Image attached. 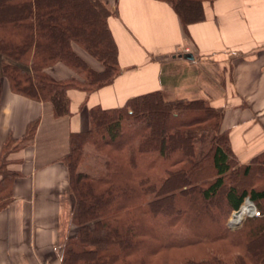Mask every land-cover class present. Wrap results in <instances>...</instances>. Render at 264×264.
I'll return each mask as SVG.
<instances>
[{
	"label": "trees",
	"instance_id": "16d2710c",
	"mask_svg": "<svg viewBox=\"0 0 264 264\" xmlns=\"http://www.w3.org/2000/svg\"><path fill=\"white\" fill-rule=\"evenodd\" d=\"M158 1L188 33L216 0ZM115 13L106 0H0V113L6 86L52 103L60 117L72 114L70 90L88 95L111 84L122 72ZM56 66L72 76L57 78ZM225 114L210 99L169 101L159 89L122 107H92L64 158L78 231L62 264H264V150L243 162ZM39 122L0 148V210L22 175L12 154L33 144ZM88 144L107 157L95 175L79 170ZM247 197L260 214L230 228Z\"/></svg>",
	"mask_w": 264,
	"mask_h": 264
},
{
	"label": "crops",
	"instance_id": "0c3cea01",
	"mask_svg": "<svg viewBox=\"0 0 264 264\" xmlns=\"http://www.w3.org/2000/svg\"><path fill=\"white\" fill-rule=\"evenodd\" d=\"M108 1L116 11L109 23L124 73L88 95L70 90L72 114L60 117L50 102L15 94L8 86L4 90L0 148L10 134L21 138L29 122H40L23 156L12 154L22 159L19 167L12 165L22 175L15 179L13 200L0 210V264H62L66 240L78 231L63 159L70 151L71 133L89 128L92 107L118 108L135 96L163 91L159 75L164 66L194 67L195 74L177 86L178 99L193 100L186 94L194 83L203 96L198 100L210 99L222 107L224 126L243 162L264 150V0L206 2V19L190 24L188 33L165 2ZM187 53L195 58H185ZM215 67L224 73L221 79L211 74ZM72 74L63 66L54 69L57 78ZM209 80L222 91L208 94Z\"/></svg>",
	"mask_w": 264,
	"mask_h": 264
},
{
	"label": "rangeland",
	"instance_id": "374dc122",
	"mask_svg": "<svg viewBox=\"0 0 264 264\" xmlns=\"http://www.w3.org/2000/svg\"><path fill=\"white\" fill-rule=\"evenodd\" d=\"M106 1H108V0H106ZM7 3H9V2H7ZM152 55L153 54H149V56H152ZM215 68H217L218 71ZM215 68L212 69L211 74H213L216 78H218V76H219V79H221V77L223 76L224 73L221 70H219L218 67H215ZM124 72L125 71L123 70L122 73H124ZM122 73H120L119 75H121ZM193 74H195V69L193 66L189 70H185V69L181 68L180 66H177V67L170 70V68L168 66H164V70L162 71V73L159 76H160V86L163 88V92H164L166 100L173 101V100L178 99L179 98L178 95H180V94H179V90L176 89L177 86L180 85V82L183 80V78H185V76H187V75L193 76ZM203 88L206 89L205 87H203ZM206 91L208 92V94L214 95V94H217L218 92L220 93V91H222V88L217 86L214 81L211 82L209 80V88L206 89ZM198 93L199 92L197 90V87L193 83V84H190V89H188L186 95L189 96L188 99H190V98L197 99V97H203V96H200ZM85 153H86V160L80 165V168H79V170L81 172L95 175L105 167V162L107 160V157L105 155L99 153L98 151H96V149L94 148V146L92 144L86 145ZM17 156H23L22 152L17 154L16 157ZM58 160L61 162L62 158H59ZM19 166H20L19 164L14 165V167H19ZM244 204H247V203L244 202L243 205ZM232 215H233V213L231 214L229 220L232 218ZM246 216H250L249 213L246 214ZM244 217H245V215H244ZM229 220H228V222H229ZM231 220H233V218ZM241 224L242 223H240L239 225L234 226V227L235 228L239 227Z\"/></svg>",
	"mask_w": 264,
	"mask_h": 264
},
{
	"label": "water",
	"instance_id": "95a60500",
	"mask_svg": "<svg viewBox=\"0 0 264 264\" xmlns=\"http://www.w3.org/2000/svg\"><path fill=\"white\" fill-rule=\"evenodd\" d=\"M184 57L187 58V59H189V60H193V59L195 58L194 55L191 54V53L185 54ZM245 202H250L251 205H252V207H253V209L256 208V205L254 204V202H253L249 197L246 198ZM241 213H242V206L240 207V209H238V210H236V211L233 212L232 218L236 217L237 215H239V214H241ZM249 215H252V212H249ZM232 218H231V219H232ZM231 219L229 220L228 225H229L230 228L233 229V228H235V227H234V225L232 224L233 222H232ZM242 221H243V220H242ZM242 221H241V222H242Z\"/></svg>",
	"mask_w": 264,
	"mask_h": 264
},
{
	"label": "bare ground",
	"instance_id": "6f19581e",
	"mask_svg": "<svg viewBox=\"0 0 264 264\" xmlns=\"http://www.w3.org/2000/svg\"><path fill=\"white\" fill-rule=\"evenodd\" d=\"M252 208L253 207L250 202H247V204H244L242 207V213L233 218L232 224L234 226L239 225L241 221L244 219V215L246 216L247 213L251 212Z\"/></svg>",
	"mask_w": 264,
	"mask_h": 264
},
{
	"label": "built area",
	"instance_id": "2783aa9c",
	"mask_svg": "<svg viewBox=\"0 0 264 264\" xmlns=\"http://www.w3.org/2000/svg\"><path fill=\"white\" fill-rule=\"evenodd\" d=\"M253 214L257 216V215L260 214V212H259V211L257 210V208H256V209L253 210Z\"/></svg>",
	"mask_w": 264,
	"mask_h": 264
}]
</instances>
